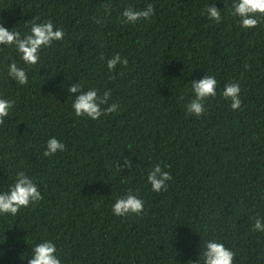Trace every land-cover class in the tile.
I'll list each match as a JSON object with an SVG mask.
<instances>
[{"label": "trees", "instance_id": "obj_1", "mask_svg": "<svg viewBox=\"0 0 264 264\" xmlns=\"http://www.w3.org/2000/svg\"><path fill=\"white\" fill-rule=\"evenodd\" d=\"M148 4V21L123 22L124 7ZM209 4L220 9L219 23L201 14ZM230 6L0 0L5 27L23 32L35 17L63 30L26 69L25 85L7 77L10 61L23 65L0 45V94L14 101L0 122V189L24 170L42 196L14 218L0 217V264H27V242L41 238L55 243L63 264H191L212 237L233 250V264H264V232L252 228L264 217V17L242 29ZM115 53L127 62L109 72ZM206 74L217 80L216 95L204 99L201 115L186 114L191 80ZM73 82L107 90L101 107L115 103L116 111L74 116V93L65 90ZM228 82L240 85L237 109L221 95ZM49 136L65 149L45 156ZM156 164L171 176L159 192L146 181ZM129 190L142 211L113 215L111 203Z\"/></svg>", "mask_w": 264, "mask_h": 264}, {"label": "clouds", "instance_id": "obj_2", "mask_svg": "<svg viewBox=\"0 0 264 264\" xmlns=\"http://www.w3.org/2000/svg\"><path fill=\"white\" fill-rule=\"evenodd\" d=\"M110 8L104 6L107 14ZM154 13V8L148 4L142 9H134L131 5L124 7L120 15L124 23H135L141 18L148 21ZM201 14H206L210 20L217 23L221 20L220 9L212 4L206 5ZM229 15L236 18V23L242 29L254 28L259 19L264 17V0H231ZM63 38V30L54 25L51 19L37 22L33 17L30 24H26L25 30L19 31L13 26L5 27L0 20V45L10 46L14 49L23 66H19L15 60L7 65V77L11 81L25 85L28 83L26 69L36 65L41 59V49H47L53 42ZM126 58L119 53L113 54L105 62L106 68L111 72L117 64H126ZM64 87V86H63ZM65 88V87H64ZM193 98L184 105L186 114L190 113L199 116L204 111V99L215 96L217 91V80L213 75H204L200 78H193L190 83ZM78 82L69 83L65 90L73 94L70 103L72 114L76 117H88L96 120L102 113L114 112L117 109L115 103H107L109 92L106 90L102 95L98 94L96 87L83 89ZM221 95L230 101V107L237 109L241 104L240 85L234 82L225 83ZM14 101L0 94V122L9 115ZM65 145L55 136H49L45 142L44 155L50 156L57 151H63ZM124 164H130L129 159H124ZM171 179L170 173L163 170L159 164L154 165L147 173L146 181L150 184L153 192H159L167 187V181ZM42 199L41 192L34 179L26 174L24 170H17L12 174V181L6 189H0V217L14 218L18 211L23 208L34 206ZM143 201L131 190L124 195L116 196L111 203L113 215L126 216L138 214L143 209ZM255 231L264 232V217L256 216L252 224ZM30 252L27 264H63L57 252L55 243L46 238L28 241ZM200 253L191 264H233L234 252L226 246L219 238L212 237L200 243Z\"/></svg>", "mask_w": 264, "mask_h": 264}]
</instances>
